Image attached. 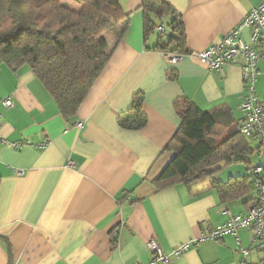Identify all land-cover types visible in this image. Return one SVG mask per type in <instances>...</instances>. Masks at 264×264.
Wrapping results in <instances>:
<instances>
[{"label":"crops","instance_id":"1","mask_svg":"<svg viewBox=\"0 0 264 264\" xmlns=\"http://www.w3.org/2000/svg\"><path fill=\"white\" fill-rule=\"evenodd\" d=\"M116 1L124 18L102 36L109 60L71 122L27 66L0 64V100L13 103L0 107V264H148L153 239L165 253L191 242L169 264H236L234 236L199 238L225 221L224 210L244 215L255 194L224 204L212 180L160 192L152 181L174 155L176 101L216 113L227 128L240 122L239 65L212 73L188 53L218 43L262 0H162L184 26L188 53L176 61L155 49L156 34L144 41L141 0ZM241 38L248 42L249 31ZM260 70L261 78L264 63ZM137 94L146 123L122 129L118 119ZM1 138L28 146L13 150ZM238 239L248 264H264L247 231Z\"/></svg>","mask_w":264,"mask_h":264},{"label":"trees","instance_id":"2","mask_svg":"<svg viewBox=\"0 0 264 264\" xmlns=\"http://www.w3.org/2000/svg\"><path fill=\"white\" fill-rule=\"evenodd\" d=\"M68 2L78 9L69 8ZM140 9L144 41L156 34V50L173 56L188 53L180 15L162 0H141ZM123 18L116 0H0V64L13 70L27 66L61 117L71 122L109 60L111 50L102 36ZM142 105L143 96L135 95L128 112L119 117V127L143 128ZM174 107L181 123L167 148L174 155L152 181L156 191L179 184L188 187L211 177L207 168L221 162L226 166L242 162L251 152L238 124L227 128L216 113L203 112L185 99L176 101ZM249 178L255 190L251 172L225 182L213 179L212 186L225 204L249 195Z\"/></svg>","mask_w":264,"mask_h":264},{"label":"built area","instance_id":"3","mask_svg":"<svg viewBox=\"0 0 264 264\" xmlns=\"http://www.w3.org/2000/svg\"><path fill=\"white\" fill-rule=\"evenodd\" d=\"M249 31L248 42L241 38L243 30ZM163 32L162 28L158 29ZM190 58L198 61L209 72L217 73L227 65H239L242 71L243 96L239 110L242 118L238 123L239 134L249 143L264 146V96H258L256 84L261 76L260 64L264 63V0L252 8L239 27L235 28L216 44L199 52L188 53ZM173 61L178 57L171 56ZM13 106L10 97L0 100V107L10 109ZM1 119V112H0ZM78 128L81 124L77 125ZM1 144L13 150H21L28 146L24 143H10L1 138ZM38 148H43L41 145ZM72 164L69 162L68 166ZM263 169L251 171L253 185L256 190V205L247 210L244 215H235L229 210L223 211L225 221L210 230L203 232L199 241H220L226 236H234L238 246L236 264H248L249 250L242 248L238 239L239 231H247L252 237L256 252L264 253V180ZM191 242L181 244L165 253L153 239L147 242L146 248L150 254L148 264H169L171 260L180 258L189 248Z\"/></svg>","mask_w":264,"mask_h":264},{"label":"rangeland","instance_id":"4","mask_svg":"<svg viewBox=\"0 0 264 264\" xmlns=\"http://www.w3.org/2000/svg\"><path fill=\"white\" fill-rule=\"evenodd\" d=\"M69 6L74 10L78 9L72 3H69ZM256 89L258 92V96H260L262 98L264 96V77H261L258 80V83L256 85ZM249 146H250L249 148H250L251 152H249L248 154H246L244 156L242 162L230 163L224 169H221V170L211 174L212 176L208 177L207 179L208 180L214 179L217 181L225 182L230 177L250 176L251 170H253L255 168L262 167L264 169V146H259L256 143H250ZM262 176H263V174H262ZM251 180H252V178H249V180H248L249 181L248 185L251 189L249 195H254V194L256 195L255 190L252 188V186H250Z\"/></svg>","mask_w":264,"mask_h":264},{"label":"water","instance_id":"5","mask_svg":"<svg viewBox=\"0 0 264 264\" xmlns=\"http://www.w3.org/2000/svg\"><path fill=\"white\" fill-rule=\"evenodd\" d=\"M226 167V163L221 162L219 164L213 165L205 170L207 174H213L221 169H224Z\"/></svg>","mask_w":264,"mask_h":264}]
</instances>
